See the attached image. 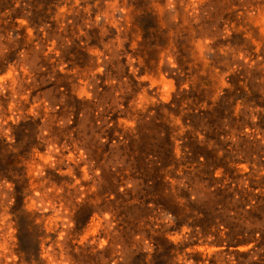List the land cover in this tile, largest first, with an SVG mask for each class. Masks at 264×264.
<instances>
[{
	"label": "rangeland",
	"instance_id": "1",
	"mask_svg": "<svg viewBox=\"0 0 264 264\" xmlns=\"http://www.w3.org/2000/svg\"><path fill=\"white\" fill-rule=\"evenodd\" d=\"M18 12L0 17V264L252 260L170 197L206 199L218 180L187 160L240 110L264 112L235 102L238 73L264 99V0H64L41 27ZM261 164H235L232 186L264 191Z\"/></svg>",
	"mask_w": 264,
	"mask_h": 264
},
{
	"label": "trees",
	"instance_id": "2",
	"mask_svg": "<svg viewBox=\"0 0 264 264\" xmlns=\"http://www.w3.org/2000/svg\"><path fill=\"white\" fill-rule=\"evenodd\" d=\"M16 1L18 0H0V17H12L9 23L17 25L16 19L21 17V12L18 11H24L25 18L32 27H41L48 23L49 17L56 11L57 6L64 2V0H21L26 6L18 7L15 4ZM11 2L13 4H10ZM140 25L144 33L143 38L146 39L153 26L148 25L147 20H141ZM238 74L235 102H239L238 104L241 106L259 107L264 110L262 94H255L256 97L253 98L255 91L253 92L249 88L248 78L240 73ZM256 114L258 118L261 117L263 120L260 118L253 122L249 112L240 110L232 116V126L229 130L220 127L213 128L212 136L205 134V142L202 144L200 152H196L197 159L192 162L187 160L186 163L191 165L192 163L208 165V173L211 174V178L218 180L215 183L216 188L208 192L206 199H192L190 195L180 196L178 193L172 194V197H170L172 198L171 203H174L182 214H185L184 211L190 210L203 221V224H208L207 231H210L212 227L214 228V232L210 231L207 234L211 235L210 233H212L215 238H218V240H215L218 246H224L225 250L231 247L240 255L252 257V260H249L246 264H264V191L253 192L260 187L257 186L256 188L254 185L240 188L238 185L232 186L233 180L231 179H234L235 164L245 162L253 169L256 157L261 160V166L264 169V112L259 110ZM225 118L226 116L223 117V119ZM258 135L260 137H257ZM166 136L168 138L172 137L168 133ZM233 138L239 139L238 143L233 142ZM181 146L184 149L186 158L194 153L192 145L184 143ZM242 154L248 156L249 159L245 160V156H240ZM154 158L156 161L152 170L156 171L159 178H163L164 172L161 173L160 169H165L171 162L173 163L174 156L170 151H167V146H164ZM151 162L154 161L151 160ZM217 170H221L219 177L215 176ZM261 178L264 185V176ZM162 185L165 186V184ZM166 186L163 187V193L170 192L169 182ZM151 199L144 201V204L146 206L153 204L164 207L162 202H156L155 198ZM162 209L166 210L175 220L178 218L177 212L169 208ZM182 224L183 222L180 225ZM194 225L198 226V224ZM198 227L202 228L203 226ZM239 246L249 247L242 251L238 249ZM254 257L257 260L253 259ZM142 261V264H155L153 260L148 262L143 259Z\"/></svg>",
	"mask_w": 264,
	"mask_h": 264
}]
</instances>
